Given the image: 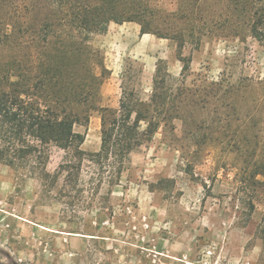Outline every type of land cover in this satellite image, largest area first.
Listing matches in <instances>:
<instances>
[{
  "label": "rangeland",
  "instance_id": "obj_1",
  "mask_svg": "<svg viewBox=\"0 0 264 264\" xmlns=\"http://www.w3.org/2000/svg\"><path fill=\"white\" fill-rule=\"evenodd\" d=\"M149 1L159 23L198 33L180 49L137 23L111 24L96 40L110 71L102 105L120 108L124 79L150 100L164 62L171 77L161 91L170 87L167 105L179 118L131 155L119 181L88 161L68 181L58 148L45 180L0 165V264H264L257 0ZM21 6L0 0V41L10 24L20 41ZM77 130L86 152L101 150L99 113Z\"/></svg>",
  "mask_w": 264,
  "mask_h": 264
},
{
  "label": "trees",
  "instance_id": "obj_2",
  "mask_svg": "<svg viewBox=\"0 0 264 264\" xmlns=\"http://www.w3.org/2000/svg\"><path fill=\"white\" fill-rule=\"evenodd\" d=\"M21 1L20 41L11 24L0 41V165L45 180L52 176L47 171L51 150L58 148L67 154L60 173L68 181L85 161L109 169L119 181L131 155L179 117L167 105L170 87L161 91L171 77L164 62L158 65L150 100L124 79L120 108L104 107L101 90L110 71L97 38L113 23H137L143 35L177 41L183 49L198 29L159 23L149 0ZM256 3L250 32L264 42V0ZM7 48L14 54L4 56ZM189 69L185 65L183 72ZM94 113L101 115L102 145L99 152L88 153L86 134L77 128L88 126Z\"/></svg>",
  "mask_w": 264,
  "mask_h": 264
}]
</instances>
